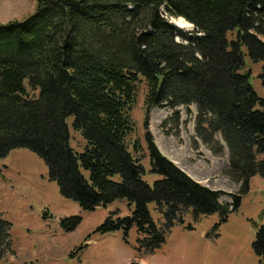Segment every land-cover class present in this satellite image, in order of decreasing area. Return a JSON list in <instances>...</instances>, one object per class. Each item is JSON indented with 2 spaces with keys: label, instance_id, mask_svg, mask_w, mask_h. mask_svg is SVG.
<instances>
[{
  "label": "trees",
  "instance_id": "1",
  "mask_svg": "<svg viewBox=\"0 0 264 264\" xmlns=\"http://www.w3.org/2000/svg\"><path fill=\"white\" fill-rule=\"evenodd\" d=\"M34 1V13L0 24V158L28 149L82 209L120 204L126 214L110 212L93 233L121 231L128 242L134 231L138 254L160 248L186 216L225 221L241 196L220 203L224 193L189 177L148 131L145 147L133 139L132 112L141 86L146 118L155 107L193 105L196 136L215 155L227 149L229 176L245 192L264 175V96L245 68L246 54L262 63L264 87V0ZM171 16L193 30L178 31ZM179 118L170 117L176 127ZM5 236L10 249L2 224L0 258ZM252 247L264 264V223Z\"/></svg>",
  "mask_w": 264,
  "mask_h": 264
},
{
  "label": "rangeland",
  "instance_id": "2",
  "mask_svg": "<svg viewBox=\"0 0 264 264\" xmlns=\"http://www.w3.org/2000/svg\"><path fill=\"white\" fill-rule=\"evenodd\" d=\"M35 9L34 0H0V24L22 20ZM168 19L180 32L193 30L192 24L182 17ZM228 37L234 38V34ZM245 60L247 71L252 69L251 85L263 97L264 87L258 77L262 63H253L247 54ZM144 96L145 88L141 86L132 112L136 124L132 138L145 147L144 131H148L160 152L189 177L222 191L220 203H231L232 195H240L237 208L222 222L217 214L196 222L186 216L185 225L174 226L160 248L151 254H138L134 231L128 242L123 240L121 231L93 233L110 212L121 208L126 214L120 204L82 209L74 199L61 193L39 156L25 148L16 149L0 158V225L8 226L10 237V249L7 236L4 238L5 255L0 264H260L252 243L264 223V175L251 177L248 189L241 192V183L229 176L227 149L224 147L222 154L215 155L196 136L193 105L176 109L155 107L146 118ZM175 111L180 117L177 127L170 120ZM72 121V117L67 120L71 145L81 151L84 142L74 132ZM216 137L221 140L219 135ZM146 179L151 181L152 177ZM71 221L74 228L66 231L73 224ZM91 233V239L86 241Z\"/></svg>",
  "mask_w": 264,
  "mask_h": 264
},
{
  "label": "bare ground",
  "instance_id": "3",
  "mask_svg": "<svg viewBox=\"0 0 264 264\" xmlns=\"http://www.w3.org/2000/svg\"><path fill=\"white\" fill-rule=\"evenodd\" d=\"M189 24H191V23H189Z\"/></svg>",
  "mask_w": 264,
  "mask_h": 264
}]
</instances>
